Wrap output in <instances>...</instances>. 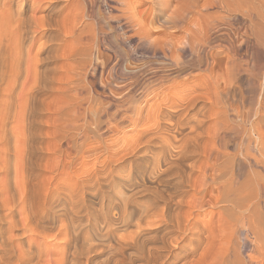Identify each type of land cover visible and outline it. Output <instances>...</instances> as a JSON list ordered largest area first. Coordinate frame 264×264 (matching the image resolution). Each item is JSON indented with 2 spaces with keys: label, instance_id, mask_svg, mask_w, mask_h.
<instances>
[{
  "label": "bare ground",
  "instance_id": "obj_1",
  "mask_svg": "<svg viewBox=\"0 0 264 264\" xmlns=\"http://www.w3.org/2000/svg\"><path fill=\"white\" fill-rule=\"evenodd\" d=\"M116 2L120 6L113 9L120 14L112 16L114 20L127 17L130 26L136 23L139 32L146 30L140 20L127 15L134 9L127 0ZM193 3L198 9L194 30L185 26L182 37L146 38L155 46L153 53L178 71L200 69L208 59L205 47L216 42L210 32L212 22H199L204 6ZM66 6L61 0H0V264H135L141 260L142 264H264L262 84L260 93L248 100L253 112L247 111L244 117L232 104H225V97L236 93L231 91L235 86L228 84L223 96L221 89L214 88V92L199 81H184L187 88L176 92L183 81L156 73L142 87L149 103L146 119L155 127L133 134V140L126 135L129 141L120 150L107 147L103 162L97 160L98 167L81 168L82 174H76L79 178L74 176L73 188L65 180L69 187L60 186L63 154L84 157L89 152L88 134L97 135L104 126L99 101L87 106L90 99L85 94L84 107L79 98L73 99V90L81 85L77 83L88 68L99 65L92 58L95 34H83L90 27L83 20L84 5H80L84 9L80 34L77 21L70 25L64 21ZM191 19L183 18L185 22ZM172 22L179 24L176 19ZM100 27L104 36L111 34ZM72 37L80 48L73 46L66 53L64 46ZM64 48L66 52L61 51ZM229 51L228 69L236 71L237 50L231 47ZM188 52L190 58L185 59ZM66 60L72 64L62 82L64 72L61 78L57 75L63 68L59 61ZM169 81L165 92L158 91ZM79 91L75 96L83 93ZM58 92L65 94H61L64 106L54 104L60 103ZM133 94L127 90L109 107H117L121 122L138 125L133 104L139 101ZM237 94H241L238 89ZM117 125L111 122L109 127L116 130ZM79 131L83 134L80 142ZM172 176L177 180H171ZM100 192L108 201L103 202L106 206L99 202L104 210L84 220L92 211L90 199ZM141 196H148L143 198L147 201L140 203ZM65 198L71 202L69 209ZM205 206L211 218L202 222L196 216ZM82 219L85 223H80Z\"/></svg>",
  "mask_w": 264,
  "mask_h": 264
},
{
  "label": "rangeland",
  "instance_id": "obj_2",
  "mask_svg": "<svg viewBox=\"0 0 264 264\" xmlns=\"http://www.w3.org/2000/svg\"><path fill=\"white\" fill-rule=\"evenodd\" d=\"M116 1L117 0H61L63 6L66 5V3L68 5L66 6L67 9L66 8L64 9V11L66 10L64 14L65 15L64 21L67 22V25H70L72 23L73 24L78 23L77 26L79 27V30L77 34H80V30L83 27V26L81 27L79 22L82 17L81 15L83 13L82 10L84 9L86 10V16L83 18V20L85 21V23H88L90 27L86 29L83 32V34L85 33L88 34L89 32L92 34L91 36L95 34L94 54L92 58L94 62L97 63V65H99L98 68H95L96 66H94L93 64V66L88 68L87 73L85 75L83 74L84 76H82V79H80L81 82L77 80L79 81L77 84L78 85L81 84L79 85V87L81 86V88L78 87V89L76 88L73 91L76 90L75 92L77 93V91L81 90L83 93L82 94L78 93L79 96H75V92H74L73 99L77 98L75 100H78L79 98L78 101H83L84 103L83 102L82 103L84 105L85 103L88 102V99L83 98L86 94V98L90 99L86 105L89 106V103H91V104H95L96 106L97 105L96 103L100 102L99 106L102 105L100 107H103L101 108L100 113L101 115L104 114V116H106V117L102 116V119H104L103 120L104 126H102V131L101 130L98 131L97 135H95L93 132L88 134L91 135L88 136L89 139L88 138L86 139L87 140L86 143L87 144L89 143L88 145L86 144L89 149L88 152L89 155L88 153H86V155L82 157L81 155L77 156L75 153L72 152L70 156L69 154H63V158L61 157V159L59 160L60 167L58 170V176H59L58 179L60 180L61 178V180H63V181L60 180L61 183H59L60 186L62 185L63 187L66 184H68L71 187L76 186L77 179L75 178H79L76 174L81 175L82 172L88 168L90 171L91 168H93L94 170L95 167H98L99 165L98 161L102 160L99 162L101 163L106 158V157L104 158V156H106L105 149L107 147L108 148L113 147L114 149L111 148V150L113 151L120 150L124 146V143L127 140L129 141L127 137H129L130 140L136 139V136L134 137V135H137V133H140L142 132V130L145 129L146 130L150 129V127H155L154 122L149 123L148 120L146 119L147 114L145 112L149 106V103L147 102V100L145 101V99L148 98L142 91V87L150 79H152L156 73L162 72L168 75L170 74L169 76H171L172 78H176L177 81L180 82L183 81L184 84L182 83L180 84H182L184 87L180 85L179 87L175 88L176 92L177 91L183 92L184 89H186L188 86V84H186L185 82L190 83L193 81H199L198 84H200L201 87L202 86L205 87L210 86V88L212 87L213 90L211 91H214L215 89L216 91H218L221 89L220 90L221 94L224 92V90L225 91L227 90L226 87L228 84L231 85L232 87L235 86L234 88H232L231 91H236V93L230 92L228 94L229 97L228 96L225 97V101H227L225 104L227 106L229 105V103L232 104L236 109H238L241 112V114L244 117L248 114L247 111H249L250 113L253 112V110L249 108V104H248L249 98H251L253 95L257 96V94L260 93L259 91L261 87L260 85L261 84L264 85V0H127V3L131 5L132 8H134L132 11L126 12L127 15H132V17L136 21L137 20L141 21V25L146 26V30L142 31V33L139 32L140 30L138 29L136 23L131 24V26L129 25V23H127L129 22L127 17H122L121 19L118 20L113 19L115 15L120 14L118 10L113 9V7L120 6ZM193 1H198L200 5L199 8H202V6H204L202 8L201 17H200L201 19L199 22L200 23L203 22L202 24H206V23L210 24L211 22L213 23V25L211 23L210 32L211 34H213V39L216 42L214 41L215 43L213 42L214 43V44L212 43L213 45L210 44V46L205 47L204 55L205 58L208 59L207 60L205 59V63L200 69L194 68V69H187L186 71H178L176 66L174 67L173 64L165 60L162 56L153 53L155 46L153 47L152 45H150L149 42L146 41V38L149 39L151 37V39L154 40L158 37H162L164 34H175L177 37H182L184 34H186L185 31L186 28L184 29L185 26L192 27V29L195 28L196 26L193 24L196 23L194 21L196 20L198 15L195 13V10L197 11L198 9H196L197 7L193 5L194 4ZM80 5L81 6L84 5L83 6L84 9H82ZM190 5L191 7L193 5L194 8L193 7L192 8L194 10H192V8L189 7ZM79 8L81 9L79 10ZM188 8H190L191 10H188ZM184 17H187V19L192 18L191 19L192 21L191 20L187 21L188 22L187 23L183 20ZM173 19L179 21V24L175 25L174 22H172ZM99 27L105 29L111 34H108V36H104L102 33H100L101 29H99ZM136 31H138L139 33L137 34ZM73 40H74L73 37L70 38V40L67 39V44L69 47L68 46H64V47L65 48L67 47L66 50L67 49L68 50L66 52L64 48V50L62 49L61 51L62 52L65 51L66 53H68V51H70L72 48L74 49L73 46H75V48H80L79 45L81 44L79 42L73 43ZM69 41H71V43ZM109 42L113 44L114 48L111 47ZM77 44L78 46L76 47ZM182 45L184 44L180 43L179 46ZM231 47H234V49L237 50V55H235V59H236L235 67H237L236 68L237 70L235 69L236 71H233L234 69L231 71L228 69L227 58H228V54L230 53L229 48ZM213 51L215 53H212ZM211 54L215 56H212ZM185 55H184L185 59L187 57L190 58L189 52L185 53ZM213 58L214 59L217 58V59L214 60ZM214 61L216 63V66H214L215 64ZM218 61L219 63L217 64ZM59 62H60L59 63L60 66L63 67L64 69L63 68L60 69L62 71L61 73L59 71L57 75L59 78H61L60 74L64 72L65 74L64 73L62 74V78H63L62 82H65V80L67 79H65L64 77L65 76L67 77L66 74H68L69 72L68 70H70V66H69L70 61L66 60L64 61L65 63H63V61H59ZM62 63L64 64L63 66ZM209 66L213 67L212 68L213 70H211V72H208L206 70ZM175 69L177 71H175ZM79 72L81 73L82 71L79 70ZM83 80H85V82ZM168 83L169 85L171 84L170 81L165 82L162 84L161 86L162 88L157 90L158 91L162 90V92H165L166 89L169 87ZM85 89L88 91H86ZM129 89L133 90L134 92L133 95H135L137 101H139L133 104L134 108L137 107L136 110H138L137 111L138 116L135 113L133 114L131 113V115H134V117L135 116L139 117L138 125L137 124L132 125L130 124V122L127 121L126 123L121 122L119 114L116 113L117 107L116 106H113L112 108L109 107V104L111 102H113L116 105V103H118L117 101L119 97ZM237 89H238V93L239 94L241 93L240 95L237 94ZM232 93L234 95L236 94L235 97L234 95H232ZM57 94L58 95L60 94L59 96H57V100H59L58 98L61 96V94L62 96L65 95L62 92L61 93L58 92ZM241 95H243L244 97ZM61 97H60V103L58 104V101H56L54 102V104L57 103V105L62 104L64 106L65 103L63 101H65V99L64 97L62 98ZM233 98L234 101L238 99L239 101L234 102ZM83 99H85V101ZM161 100L162 98H160V101ZM86 105H84V107H87ZM105 108L106 110L109 109L108 113L107 112L105 113ZM80 110L78 112H80ZM242 111L244 112L245 115L243 114ZM230 113H232V111H230ZM105 118H107V120ZM109 120H111V122L114 125L118 123L116 130L115 129L113 130L111 129V127H109L111 123L108 122ZM144 121H146L147 124ZM81 132L82 131L76 132V133H80V135L77 134L79 142L80 140L81 141L83 140V134ZM100 134L103 136H101ZM98 136L100 139L98 138ZM116 156H120V153L117 154ZM70 158L73 159L71 160ZM69 159L70 161L68 164ZM84 160L85 162H87L86 166ZM94 160H96L97 165ZM89 161L91 162L90 165H89ZM92 161H94L93 165H92ZM68 165L70 167L72 165V167L70 168ZM88 165L90 167H88ZM65 167L66 168L68 167L69 170L66 169ZM81 168L82 169L85 168V169L81 171L80 170ZM70 169L74 171V172L72 171L73 172L72 174H70L71 172ZM70 175L73 178H71ZM170 179L173 181L177 180L175 176L170 177ZM64 180L66 184L64 183ZM69 186L66 185L65 187H69ZM100 193H98V195L100 196L96 194L95 198L93 197L92 199H90L91 202H93V204L89 203L90 206L92 205L90 207V209L92 208L91 209L92 211L89 212L88 215H85V217H82L84 220L91 219V217L88 216L93 214L95 215V213L101 210L100 205L103 202L106 203L108 202L107 199L101 198L102 192ZM99 197L100 200L102 199V201L99 200ZM146 197L148 198V196ZM146 197L141 196V198L139 199L140 201H142L143 198ZM65 199H66V204L68 205V206L66 205V209L71 208L70 205L71 202H69L68 198ZM144 200L140 203H143ZM146 201L147 200H145V202ZM94 202H96L97 205ZM106 203L105 204L103 203V205L106 206ZM206 208L207 206H205L203 210L199 214H197L196 218L198 217L197 219H199V221L203 222L211 218V216L208 214L210 209L208 208L206 209ZM103 210L104 209H102L101 211ZM66 220H68V217L66 218ZM84 220L83 221L80 220V223H83ZM93 221L95 222V220ZM64 222L62 223L64 224ZM62 223L60 222V225H62ZM130 228L131 230L135 229L132 227ZM147 229H151V227H147ZM120 232L124 233L123 231ZM62 236L63 237H61V239L63 240L60 239L61 243L65 240L64 239L65 236L64 235ZM243 237L245 236L241 237V242ZM218 239L219 237L217 238V240ZM145 249H147V246L146 248H144V250ZM244 249L245 251L249 250V247H244ZM144 250L141 247L140 252L143 254ZM96 261H100V259ZM141 261H136L135 264H142ZM96 263L97 262H95V264Z\"/></svg>",
  "mask_w": 264,
  "mask_h": 264
}]
</instances>
